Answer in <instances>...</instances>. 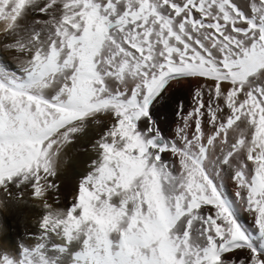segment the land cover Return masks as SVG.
<instances>
[{
	"label": "snow or ice",
	"instance_id": "1",
	"mask_svg": "<svg viewBox=\"0 0 264 264\" xmlns=\"http://www.w3.org/2000/svg\"><path fill=\"white\" fill-rule=\"evenodd\" d=\"M0 34L24 57L0 62V192L44 210L0 264H264V0H0ZM192 81L169 138L156 105ZM89 124L96 157L53 207Z\"/></svg>",
	"mask_w": 264,
	"mask_h": 264
},
{
	"label": "bare ground",
	"instance_id": "2",
	"mask_svg": "<svg viewBox=\"0 0 264 264\" xmlns=\"http://www.w3.org/2000/svg\"><path fill=\"white\" fill-rule=\"evenodd\" d=\"M236 2L242 5L244 0H236ZM36 18L35 14L30 13L27 20L22 23H30ZM3 40L4 37L0 34V41ZM23 59V56L0 47V62L9 69L18 70ZM196 83V81H192L191 84L182 82L181 85L174 86L156 105L155 118L167 137L170 138L176 127L182 124L177 113V105L182 104L185 111L192 108ZM103 130L96 124L87 125L75 135L74 141L62 153L57 174L52 178L58 186L57 190L48 194V202L53 207H66L71 203L80 180L88 172L92 160L96 157L92 145ZM225 183L227 190L233 192V183L227 179ZM43 211L41 202L31 196L30 190H26L22 198L15 200L9 199L0 192V250H15L20 243H29V237L40 231L39 222ZM241 222L250 228L253 226L252 217L243 211Z\"/></svg>",
	"mask_w": 264,
	"mask_h": 264
}]
</instances>
